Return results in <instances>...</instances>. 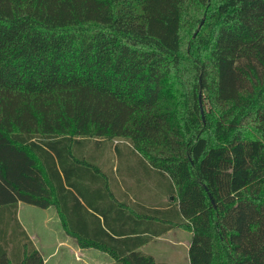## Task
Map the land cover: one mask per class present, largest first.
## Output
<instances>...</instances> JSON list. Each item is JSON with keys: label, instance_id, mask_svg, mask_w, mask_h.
Listing matches in <instances>:
<instances>
[{"label": "trees", "instance_id": "obj_1", "mask_svg": "<svg viewBox=\"0 0 264 264\" xmlns=\"http://www.w3.org/2000/svg\"><path fill=\"white\" fill-rule=\"evenodd\" d=\"M139 169L172 217L132 205L125 223L189 231L188 264H264V0H0V206L54 204L80 247L169 264L108 248L134 233L111 225L127 205L86 195Z\"/></svg>", "mask_w": 264, "mask_h": 264}, {"label": "crops", "instance_id": "obj_2", "mask_svg": "<svg viewBox=\"0 0 264 264\" xmlns=\"http://www.w3.org/2000/svg\"><path fill=\"white\" fill-rule=\"evenodd\" d=\"M135 173L130 172L120 177L125 178V183H123L124 187L120 186L118 193H86L91 199L97 198L98 200L94 201L98 204L109 205L113 195L127 205L125 208L121 207L123 212L118 213V220L113 221L111 225L119 230L132 229L134 233L111 234L119 241H112L108 248L120 252L125 247L135 244V251L150 255L156 262L175 264L180 259L179 256H183L188 264L187 248L191 234L189 231L172 227L152 235L151 231L160 228L162 223L151 219L142 220L141 215L137 217L139 220L138 222L136 220V223H131L130 220L124 222L130 215L140 212L141 205L162 209L163 213H166L168 206L174 204L172 196L156 185L157 175L150 173L148 177L152 178L139 184L136 183L140 182L137 175L142 176L143 172L139 169ZM142 188L144 193L141 191ZM132 205L133 207L138 205L135 207L137 211L128 209V206L132 207ZM12 211L19 227L11 220ZM172 213L173 211H168L165 215L172 217ZM31 215H34V218ZM23 233L39 254L42 264H120L111 257L104 246L103 248L80 247L76 239L63 230L56 208L50 205L46 208H38L21 201H17L14 205L0 206V259L2 256L5 257V264H32L28 258L31 246L27 244ZM123 238L125 241H121Z\"/></svg>", "mask_w": 264, "mask_h": 264}, {"label": "rangeland", "instance_id": "obj_3", "mask_svg": "<svg viewBox=\"0 0 264 264\" xmlns=\"http://www.w3.org/2000/svg\"><path fill=\"white\" fill-rule=\"evenodd\" d=\"M102 142H103L102 145H104V146H103V150L101 152V157H100L101 162L96 161V160H95V162H96V164H98L100 166V168H101L102 171H105L106 172L107 169H109V166L112 169L115 166L116 160L114 159V155H113L112 148H113V145L116 144L115 143L116 140L115 139H113L111 141L103 140ZM88 144H89V146L94 145L93 143H88ZM117 144H119L121 146V144L122 145H125L126 143L122 141V142H118ZM123 150H124V148H123ZM129 163H132L130 165H132V166L134 165L135 166V160H134V158L127 159V164H129ZM123 164H124V160H123ZM131 173L134 174L135 172H131ZM123 174L124 173H122L121 176ZM135 174H137V173H135ZM112 175L115 177V180L117 182L116 191L119 192L120 186H123L124 187V184L123 183H125V180H124L125 178L121 179L120 178L121 176H119L118 174H114V173ZM137 176H138L140 182H136V183H139V184L142 183L143 181H147L148 179L152 178V177H148V176L146 177L144 174L142 176H140V175H137ZM141 191H142V193H144L143 188L141 189ZM50 206H52L53 208H55L54 204H51ZM34 209H36V208H34ZM31 217L34 218V215H31ZM179 257H180V259L178 261H176L175 264H186V259L183 256H179Z\"/></svg>", "mask_w": 264, "mask_h": 264}, {"label": "water", "instance_id": "obj_4", "mask_svg": "<svg viewBox=\"0 0 264 264\" xmlns=\"http://www.w3.org/2000/svg\"><path fill=\"white\" fill-rule=\"evenodd\" d=\"M201 22L202 21H200L199 24L197 25V27H196V29H195V31L193 33V36H194V34H195L196 30L198 29V27H199ZM198 106H199V113H200L201 121H203L202 107H201V102H200V93H198ZM209 200H210V203H211L212 207H215V205H214L213 201L211 200V198H209Z\"/></svg>", "mask_w": 264, "mask_h": 264}]
</instances>
